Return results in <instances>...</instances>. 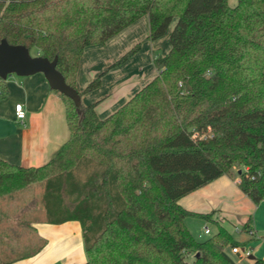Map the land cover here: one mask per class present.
<instances>
[{
	"label": "trees",
	"instance_id": "16d2710c",
	"mask_svg": "<svg viewBox=\"0 0 264 264\" xmlns=\"http://www.w3.org/2000/svg\"><path fill=\"white\" fill-rule=\"evenodd\" d=\"M142 15L148 39L176 19L157 75L103 119L56 90L68 139L37 167L0 159V198L42 181L45 219L81 225L83 264H236L225 248L242 243L223 226L198 240L184 222L214 211L177 201L233 167L239 189L264 201V0H0V40L57 58L75 88L84 47Z\"/></svg>",
	"mask_w": 264,
	"mask_h": 264
},
{
	"label": "crops",
	"instance_id": "0c3cea01",
	"mask_svg": "<svg viewBox=\"0 0 264 264\" xmlns=\"http://www.w3.org/2000/svg\"><path fill=\"white\" fill-rule=\"evenodd\" d=\"M175 21H171L163 35L148 39L149 20L142 15L103 43L85 46L74 80L81 104H93L100 119L122 107L157 75L153 60L169 51V35ZM38 54L35 50L34 55ZM96 77L99 84L84 91ZM18 103L25 111L22 119L15 116ZM68 137L63 99L49 86L42 72L12 73L0 78L1 160L25 167L43 165ZM238 179L237 175L224 174L178 199L177 203L186 210L214 211L208 220L185 217L184 222L195 238H207V222L219 223L231 234V226L236 228L250 218L254 203L239 189ZM26 191L24 188L0 198V264H83L87 257L79 221L48 222L43 207L38 205L37 213L33 206L32 210L21 212L31 200ZM194 219L206 225L204 233L197 231L195 235Z\"/></svg>",
	"mask_w": 264,
	"mask_h": 264
},
{
	"label": "rangeland",
	"instance_id": "374dc122",
	"mask_svg": "<svg viewBox=\"0 0 264 264\" xmlns=\"http://www.w3.org/2000/svg\"><path fill=\"white\" fill-rule=\"evenodd\" d=\"M227 2L230 6H233L236 4L237 0H227ZM34 52H35L34 48L29 50V53L31 55H34ZM237 171H239L238 167H233L229 173L232 175H237ZM43 187L44 184L42 181L33 183L25 187L27 190L26 192L27 194H29L31 200L28 201L27 205L23 208L24 210H20L21 212L22 211L25 213L28 212L31 209L30 208L31 206H33V209L37 205L40 206V208H42ZM34 210L36 211V213L37 211H39L37 208H35ZM194 220L195 221H193L194 222L193 227H195V233H196L195 235H197L198 232L201 234L204 233L205 230L204 226L206 225L200 224L201 222L199 223L197 221L198 219H194ZM206 224H207L206 230L208 231L207 232L208 236L205 237H209L212 235L210 234L211 231L216 229V224L214 222H207ZM242 226L243 223H238L235 226L236 228H233V226H231V228L233 229L231 231V235L234 240L242 243V246L240 247H244L250 251V255L245 256L241 253L239 254L233 253L231 252L230 247H226L225 251L235 261L236 264H257L256 260L263 259L264 257V201H261L258 204L253 205V209L250 213L249 228L247 230H241ZM187 260L191 261L192 255H189L187 257Z\"/></svg>",
	"mask_w": 264,
	"mask_h": 264
},
{
	"label": "water",
	"instance_id": "95a60500",
	"mask_svg": "<svg viewBox=\"0 0 264 264\" xmlns=\"http://www.w3.org/2000/svg\"><path fill=\"white\" fill-rule=\"evenodd\" d=\"M56 62L57 58L50 61L39 54L31 55L23 45H10L5 39L0 40V78H5L12 73L29 75L42 72L52 89L78 102L77 90L65 83L62 75L56 69Z\"/></svg>",
	"mask_w": 264,
	"mask_h": 264
},
{
	"label": "built area",
	"instance_id": "2783aa9c",
	"mask_svg": "<svg viewBox=\"0 0 264 264\" xmlns=\"http://www.w3.org/2000/svg\"><path fill=\"white\" fill-rule=\"evenodd\" d=\"M25 115V111L23 109V106L22 104L18 103V104H15V116L17 119H22ZM231 252L233 253H241L245 256H249L250 255V251L244 247H239V246H233L230 248ZM264 261V257L262 259Z\"/></svg>",
	"mask_w": 264,
	"mask_h": 264
}]
</instances>
